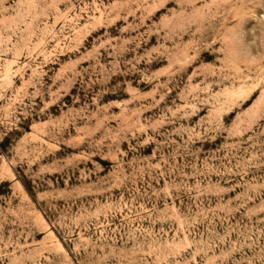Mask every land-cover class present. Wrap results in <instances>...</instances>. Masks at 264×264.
I'll list each match as a JSON object with an SVG mask.
<instances>
[{
  "label": "rangeland",
  "instance_id": "1",
  "mask_svg": "<svg viewBox=\"0 0 264 264\" xmlns=\"http://www.w3.org/2000/svg\"><path fill=\"white\" fill-rule=\"evenodd\" d=\"M0 264H264V0H0Z\"/></svg>",
  "mask_w": 264,
  "mask_h": 264
},
{
  "label": "trees",
  "instance_id": "2",
  "mask_svg": "<svg viewBox=\"0 0 264 264\" xmlns=\"http://www.w3.org/2000/svg\"><path fill=\"white\" fill-rule=\"evenodd\" d=\"M0 147H1V148L3 147V141L0 142Z\"/></svg>",
  "mask_w": 264,
  "mask_h": 264
}]
</instances>
